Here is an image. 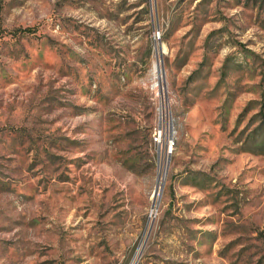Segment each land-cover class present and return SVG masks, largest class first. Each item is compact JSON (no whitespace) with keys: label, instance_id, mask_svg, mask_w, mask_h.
<instances>
[{"label":"rangeland","instance_id":"obj_1","mask_svg":"<svg viewBox=\"0 0 264 264\" xmlns=\"http://www.w3.org/2000/svg\"><path fill=\"white\" fill-rule=\"evenodd\" d=\"M0 264H264V0H0Z\"/></svg>","mask_w":264,"mask_h":264},{"label":"built area","instance_id":"obj_2","mask_svg":"<svg viewBox=\"0 0 264 264\" xmlns=\"http://www.w3.org/2000/svg\"><path fill=\"white\" fill-rule=\"evenodd\" d=\"M168 128L169 126L161 120L158 122V124L153 129L152 141H153V144L159 149L165 148V143H166L168 133H169ZM167 146H169L171 149V146H173V144L170 142V145H167Z\"/></svg>","mask_w":264,"mask_h":264},{"label":"bare ground","instance_id":"obj_3","mask_svg":"<svg viewBox=\"0 0 264 264\" xmlns=\"http://www.w3.org/2000/svg\"><path fill=\"white\" fill-rule=\"evenodd\" d=\"M162 51H164V50H162ZM156 52H157V49H156ZM157 54H158V53H157ZM155 64H156V62H155ZM155 67H156V69H157V73H158V77H159V82H161V78L163 77V71H162V69H161V67H160V62H159ZM162 67H163V66H162ZM167 152H168V153L171 152L169 146H167Z\"/></svg>","mask_w":264,"mask_h":264},{"label":"water","instance_id":"obj_4","mask_svg":"<svg viewBox=\"0 0 264 264\" xmlns=\"http://www.w3.org/2000/svg\"><path fill=\"white\" fill-rule=\"evenodd\" d=\"M161 191H162V189H161V190L159 189V184L157 183V187H156V189H155V191H154V196H155L156 194H160Z\"/></svg>","mask_w":264,"mask_h":264},{"label":"trees","instance_id":"obj_5","mask_svg":"<svg viewBox=\"0 0 264 264\" xmlns=\"http://www.w3.org/2000/svg\"><path fill=\"white\" fill-rule=\"evenodd\" d=\"M31 29H26V31H30Z\"/></svg>","mask_w":264,"mask_h":264}]
</instances>
